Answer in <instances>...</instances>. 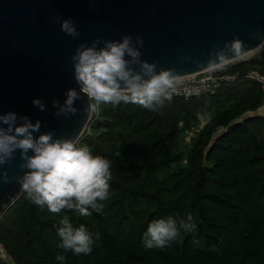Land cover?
Listing matches in <instances>:
<instances>
[{"label":"trees","instance_id":"16d2710c","mask_svg":"<svg viewBox=\"0 0 264 264\" xmlns=\"http://www.w3.org/2000/svg\"><path fill=\"white\" fill-rule=\"evenodd\" d=\"M248 68L264 74V48L218 72ZM263 99L260 85L240 81L213 97L167 99L154 109L100 105L81 142L112 162L103 209H89L86 217L68 210L53 214L23 191L0 215L1 247L16 264H264V116L238 121ZM201 121L184 152L179 136ZM189 214L193 230L181 231L165 247H144L152 220ZM65 215L92 234L90 254L60 246L58 221ZM58 254L63 262L55 259ZM0 264L8 263L0 257Z\"/></svg>","mask_w":264,"mask_h":264},{"label":"water","instance_id":"95a60500","mask_svg":"<svg viewBox=\"0 0 264 264\" xmlns=\"http://www.w3.org/2000/svg\"><path fill=\"white\" fill-rule=\"evenodd\" d=\"M69 18L78 38L61 31L60 22ZM124 35L142 38L141 58L155 62L157 70L175 69L184 77L263 49L264 0H0V113L40 120L41 132L81 138L92 116L83 111L87 97L75 102V116L57 117L52 102L63 103L70 88L79 90L71 57L80 43ZM234 37L244 47L229 53L227 63L210 65L211 54ZM249 116L254 115L246 112L238 121ZM21 163L17 152L0 166V215L23 192L17 183Z\"/></svg>","mask_w":264,"mask_h":264},{"label":"clouds","instance_id":"9594fccd","mask_svg":"<svg viewBox=\"0 0 264 264\" xmlns=\"http://www.w3.org/2000/svg\"><path fill=\"white\" fill-rule=\"evenodd\" d=\"M61 31L78 38L79 32L69 18L60 22ZM102 45V46H101ZM139 46V47H138ZM143 40L124 35L120 40H94L90 45L80 43L71 57L74 80L79 86L65 92L63 103L52 102L57 117L75 116L80 111L75 107L77 100L87 97L83 111L90 115L100 105L133 103L145 109H154L171 98L181 81L175 69H159L155 62L143 60L140 48ZM244 42L234 37L225 42L224 48L211 54L210 65L225 64L229 53L236 54ZM33 104L41 111L46 107L42 100ZM199 119L206 117L197 114ZM42 122L35 123L28 116L15 112L0 113V166L16 159L19 152L23 175L17 183L30 201L50 213L63 210L74 211L81 217L91 216L93 211L103 209L109 198V181L112 178V162L107 157L95 154L92 148L75 137L55 136L53 131L41 132ZM39 133V135H36ZM3 177L7 180V174ZM57 235L61 247L74 254H90L94 239L84 224L75 227L69 216L58 221ZM194 228L193 217L177 220L173 216L152 220L143 237L147 249L165 247L180 236L181 231ZM96 239H99L97 234ZM55 259L63 262L65 257Z\"/></svg>","mask_w":264,"mask_h":264},{"label":"built area","instance_id":"2783aa9c","mask_svg":"<svg viewBox=\"0 0 264 264\" xmlns=\"http://www.w3.org/2000/svg\"><path fill=\"white\" fill-rule=\"evenodd\" d=\"M219 69L220 67L210 68L198 73L181 77V81L177 85L175 91L171 93L170 99L182 98L187 100L203 95L213 97L218 94L222 87L233 85L240 81H249L256 83L262 87V90L264 92V74L259 72L255 68H248L243 73H219ZM203 124L204 122L201 121L200 125L192 128L194 129L195 134L202 128ZM4 261L8 264H16L12 260V258L11 260Z\"/></svg>","mask_w":264,"mask_h":264},{"label":"rangeland","instance_id":"374dc122","mask_svg":"<svg viewBox=\"0 0 264 264\" xmlns=\"http://www.w3.org/2000/svg\"><path fill=\"white\" fill-rule=\"evenodd\" d=\"M200 124H201V122H199L198 125H200ZM87 128H88V125L86 126V128L84 129V131L87 130ZM84 131H83V133H84ZM83 133H82V135H83ZM194 136H195L194 129H191V130L190 129H184V131L179 136V139H180V149L183 150L184 152H186L189 149V147L191 145V142H192V139H193ZM184 163H185L184 161L181 162V163H173V164L170 165V167L163 168L158 173V176L165 177L170 172L176 170V168L179 167L180 165H184ZM0 257L3 258L4 260H11V258L4 251V249L2 250V247H0Z\"/></svg>","mask_w":264,"mask_h":264},{"label":"crops","instance_id":"0c3cea01","mask_svg":"<svg viewBox=\"0 0 264 264\" xmlns=\"http://www.w3.org/2000/svg\"><path fill=\"white\" fill-rule=\"evenodd\" d=\"M247 113L249 115H254V116H264V99L262 105L258 109H256L255 111H248Z\"/></svg>","mask_w":264,"mask_h":264}]
</instances>
